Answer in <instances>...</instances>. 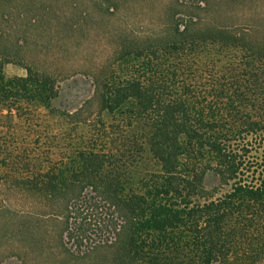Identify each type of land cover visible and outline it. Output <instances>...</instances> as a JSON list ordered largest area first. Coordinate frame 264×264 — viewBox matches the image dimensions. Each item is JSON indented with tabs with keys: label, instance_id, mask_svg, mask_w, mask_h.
<instances>
[{
	"label": "trees",
	"instance_id": "obj_1",
	"mask_svg": "<svg viewBox=\"0 0 264 264\" xmlns=\"http://www.w3.org/2000/svg\"><path fill=\"white\" fill-rule=\"evenodd\" d=\"M170 7L153 40L119 42L118 69L96 78V133L63 146L67 159L34 175V193L64 207L63 230L80 247L95 249L97 236L113 233L96 246L113 250L109 264H259L264 38ZM3 48L0 111L20 117L29 104L52 113L57 80L32 67L8 77L12 53ZM145 151L155 170L136 185L132 170Z\"/></svg>",
	"mask_w": 264,
	"mask_h": 264
},
{
	"label": "rangeland",
	"instance_id": "obj_2",
	"mask_svg": "<svg viewBox=\"0 0 264 264\" xmlns=\"http://www.w3.org/2000/svg\"><path fill=\"white\" fill-rule=\"evenodd\" d=\"M1 1L0 49L5 46L12 53L6 75L26 76L27 67L47 72L57 80L60 95L52 113L47 109L37 113L29 104H24L21 118L16 111H0V264H109L113 250L96 246H105L114 234L95 236V249L77 245L63 230L64 207L34 193V175L66 158L64 147L80 133L86 137L96 133L100 117L96 78L118 69L119 63L113 64L120 41L142 45L153 40L168 23L164 13L169 6L171 14L185 17L194 11L217 25L252 30L262 39L264 0ZM102 115L111 122L106 113ZM79 123L90 127L80 126L76 132ZM115 134L111 137L117 141L124 133ZM148 165L152 162L145 151L133 167L134 184L153 173L155 168Z\"/></svg>",
	"mask_w": 264,
	"mask_h": 264
}]
</instances>
